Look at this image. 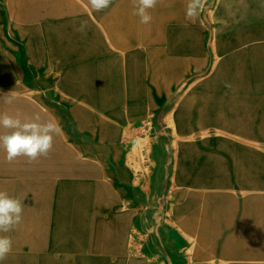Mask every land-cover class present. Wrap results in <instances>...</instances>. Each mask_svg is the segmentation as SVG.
Instances as JSON below:
<instances>
[{"label": "rangeland", "instance_id": "374dc122", "mask_svg": "<svg viewBox=\"0 0 264 264\" xmlns=\"http://www.w3.org/2000/svg\"><path fill=\"white\" fill-rule=\"evenodd\" d=\"M186 4L160 0L143 25L131 0H114L100 12L87 0H0V63H10L14 80L39 79L43 112L54 106L68 113L73 129L55 135L49 156L32 163H8L0 150V190L24 204L22 223L6 234L13 249L3 264H172L177 243L167 228L177 224L163 197L178 185L159 183L162 194L151 197L150 144L161 147L165 137L175 153L182 101L209 109L216 96L230 94L227 86L241 89L247 78L264 96V0H204L193 21L186 20ZM81 21L84 33L77 31ZM128 35L134 39L123 49ZM35 41L41 52L26 61L34 70L21 72L12 54L34 53ZM129 107L147 114L130 116ZM11 113L26 116L22 106ZM108 113L130 121L120 127ZM251 144L264 153V143ZM184 234L186 264H225L202 246V235L207 241L211 233Z\"/></svg>", "mask_w": 264, "mask_h": 264}, {"label": "crops", "instance_id": "0c3cea01", "mask_svg": "<svg viewBox=\"0 0 264 264\" xmlns=\"http://www.w3.org/2000/svg\"><path fill=\"white\" fill-rule=\"evenodd\" d=\"M20 21L28 27L29 19L21 18ZM128 36V42L122 43L123 49L130 47L134 39L132 35L133 38ZM39 47L35 41L34 53L14 52L12 56L16 64L13 66L21 72L28 66L34 70L26 61L37 60V54L41 52ZM11 71L10 63H0L3 94L20 89L34 95L15 98L10 105L0 98V112L12 114L11 110L22 106L26 116L38 112L45 120L57 121L66 137L71 136L73 129L68 113L54 106L43 112L40 80L25 74L14 80ZM251 82L248 78L242 79L241 89H235L232 82L227 86L231 88L230 94L216 96L209 109L185 106L182 101L174 119L180 136L175 153L165 137L161 147L151 143L150 159L154 170L148 178L152 190L149 194L159 198L156 197L162 194L157 191L159 183L178 185L176 190L164 192L166 195L163 197L165 210L172 211L178 226L167 228L174 233L177 243L176 250L172 252L177 256L170 257L172 264L188 263L183 255L184 249L189 247L184 233L191 232L211 233L207 241L203 240L204 234L201 240L202 246L209 248L210 258L217 257L225 264H264V153L251 144L258 143L261 147L264 143V96L259 94V90L258 94L252 90L256 86ZM128 112L130 116L137 113L143 118L147 114L146 109L132 107ZM107 117L120 127L130 121L126 114L108 113ZM209 128L214 129L211 135L194 137ZM72 142L73 146L76 145L75 141ZM201 156H209L211 160H197ZM162 167L161 175L159 168L161 170ZM201 167L206 169L198 173ZM167 168L169 174L165 175ZM118 180L123 184L120 176ZM196 241H199L198 234Z\"/></svg>", "mask_w": 264, "mask_h": 264}, {"label": "clouds", "instance_id": "9594fccd", "mask_svg": "<svg viewBox=\"0 0 264 264\" xmlns=\"http://www.w3.org/2000/svg\"><path fill=\"white\" fill-rule=\"evenodd\" d=\"M114 0H87L90 8L96 12L108 9ZM132 14L139 17V22L148 25L152 21L150 10L155 9L160 0H131ZM204 6V0H187L185 17L193 21ZM87 21H81L77 31L84 33ZM6 104H12L16 96L14 91L0 97ZM0 150L5 153L8 163L17 158H27L29 163L47 158L53 148L54 137L61 127L55 120H45L37 112L31 116L19 113L0 112ZM24 204L19 197L11 196L0 190V264L6 260L13 249V240L7 233L12 232L23 221Z\"/></svg>", "mask_w": 264, "mask_h": 264}, {"label": "bare ground", "instance_id": "6f19581e", "mask_svg": "<svg viewBox=\"0 0 264 264\" xmlns=\"http://www.w3.org/2000/svg\"><path fill=\"white\" fill-rule=\"evenodd\" d=\"M26 14V13H25ZM31 16H33L32 14L31 15H29L28 14V17H29V19H31ZM128 38H129V36H128ZM127 132V131H126ZM148 141H149V139H148ZM139 142V141H138ZM151 142V141H150ZM118 148V147H117ZM134 148V147H133ZM150 150H151V144H150V147H149V150H148V152H150ZM133 154H134V152H133ZM133 154H131V155H133ZM124 205V204H123ZM123 209V208H122ZM118 211V210H117ZM108 215V214H107ZM134 236V235H133ZM129 238H127L126 239V241L128 240ZM140 248V247H139ZM149 249H150V246H149ZM132 250V249H131ZM141 250V249H140ZM144 252L146 253L147 251L146 250H144ZM143 254V253H142ZM142 256V255H141ZM114 257V256H113ZM128 257H129V255H128ZM131 258V257H130ZM142 258V257H141ZM129 259V258H128ZM152 260V259H151Z\"/></svg>", "mask_w": 264, "mask_h": 264}]
</instances>
